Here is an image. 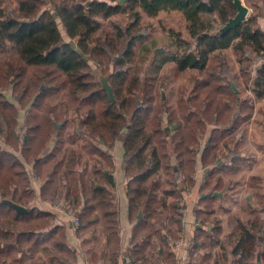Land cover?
<instances>
[{"label": "trees", "instance_id": "trees-1", "mask_svg": "<svg viewBox=\"0 0 264 264\" xmlns=\"http://www.w3.org/2000/svg\"><path fill=\"white\" fill-rule=\"evenodd\" d=\"M162 11L181 12L189 38L173 42L168 55L155 49L151 55L148 36L141 33L144 16ZM237 13L234 0H0V264H24L38 255L42 264H78L72 235L104 243L101 264H121L120 211L113 202L118 141L133 224L125 256L142 264L175 263L169 247L158 251L151 244L164 209L180 228L183 222L171 179L182 171L192 180L198 167L205 170L201 201L193 210L205 221L214 213V194L225 187L222 174L244 162L236 138L254 107L250 98L242 100L233 118L240 96L224 72L225 50L235 53L245 83L264 95V28L258 22L264 11L225 30ZM121 14L130 22L103 27L102 21ZM7 41L18 44L16 54L7 53ZM255 57L262 62L253 74L242 66ZM91 63L107 77L113 100ZM169 64L179 73L194 71L195 85L190 98L181 94L172 105L165 100L164 124L160 90ZM170 150L176 168L169 164ZM34 177L43 182L38 199ZM55 198L79 218L77 231L54 207ZM252 213L254 221L243 226L232 249L233 260L225 255L217 264H254L252 243L264 219ZM216 227L214 234L199 231L200 246L219 236L222 228ZM100 253H91L94 264Z\"/></svg>", "mask_w": 264, "mask_h": 264}, {"label": "rangeland", "instance_id": "rangeland-1", "mask_svg": "<svg viewBox=\"0 0 264 264\" xmlns=\"http://www.w3.org/2000/svg\"><path fill=\"white\" fill-rule=\"evenodd\" d=\"M240 1L243 5L249 8V14L246 18L250 17L252 13H259L260 10L264 11V0ZM121 2L125 4L126 0H121ZM8 4L11 5L10 2H8ZM128 22L130 21L127 18V15L121 14L113 17L111 20L102 21V24L103 27H112L114 23L123 25ZM258 22L261 27H264V24L261 22V18ZM141 33L148 36V46L151 50V55L154 49L160 53L164 52L165 55H168L169 52L173 50V42L176 43L179 39L187 40L189 38L185 16L178 11H162L155 18H148L144 16L143 30ZM6 44L8 54H16L18 52V44L8 41ZM142 46L143 45L140 44L139 49ZM222 54V61L224 60V63L226 64L224 72L227 71V79L235 92H237L240 96L238 98V106H236L237 109L233 114V118L235 119L237 117L239 104L244 99L250 98V104L254 107V113L251 120L243 126L241 133L236 138V141L240 142L239 153L242 157H244L242 166L236 171H228L226 174H222L224 178L222 181L225 187L222 191H218L221 192L219 197L216 195L217 201H214L213 203L214 213L205 221L202 217L195 221V223L201 227L200 231H204L205 233L208 232L209 234H212L213 232L214 234L217 228L216 226H220L222 228V232L219 236L213 238V242L205 240L206 238L203 237L207 246H200L199 241H195V239H193L190 244L193 245L194 249H192L193 251H189V257L191 260L189 264H217V261L220 263L222 262L221 258L225 255L229 256V260H233L231 252L239 242L241 235L245 232L243 226H250V224L254 221L255 214H253L252 211L258 212L264 219V198L263 200H260L257 197L258 194L264 196V95L256 94L253 91L254 87L252 85H247L243 78L240 77V66L232 49H227ZM261 62L262 58L260 57L251 58L250 62L246 61L243 63L242 67L253 70V74H255L254 71L261 64ZM91 64L94 71L97 72V79L100 84L107 87L108 90L111 89L107 77L104 75L102 76L99 73V64ZM194 74V71H185L183 73L176 72L174 71L173 64L166 66L164 71L165 86L160 90V94L164 98V112H166L168 107L166 104L167 98L170 105H172L173 101H176L181 94H183L186 98H190L195 85ZM232 75L236 78L232 77ZM228 87L229 86L224 88H227L228 90ZM4 93L10 100H13L11 90H6ZM203 96L204 95H201L199 98L202 99ZM20 112L23 116L24 111L21 110ZM163 123L167 124V115L163 116ZM225 153H227V151H225ZM225 153H221L220 157H224ZM169 157L170 166L176 168L179 163L171 150ZM162 177H165V174H163ZM204 177L205 170L198 167V171L190 176L192 180H190L188 175L182 171H177L175 178L171 179H174V181L177 182L176 185L178 188H176L179 190V192L177 191V211L178 214H180V219L182 221H184L187 210H190L191 208L195 210L196 207H199V202L201 201L200 186L202 184H200V182L203 181ZM252 178H259V183L255 185L257 181L254 182ZM164 180L165 178H162L161 182L170 186L171 189L174 188V186ZM33 186L38 199L40 198L37 191L39 188L34 183ZM37 199L35 198L33 200L31 206L37 204ZM190 199L193 200V203L192 201L190 202ZM57 200L58 199L54 202ZM188 202L190 203L187 207ZM69 209L71 208L69 207ZM170 215L171 214L168 209H164L162 211L161 218L155 222V229H157L154 231V234L156 236H160V234H163V236L166 235L165 242H170H167V245L171 249V244L176 242L179 238L183 239L185 245L187 244V241L184 238V233L181 232V228L176 223L177 217ZM211 226L214 227V231ZM209 227L211 228L208 230ZM100 236L101 234L99 233L98 237L100 238ZM87 241L79 243L78 250L81 255L92 261L91 253H98L99 248H102V246L98 243L96 238H89V244H87ZM252 245L253 252H255V259L253 263L264 264V230L258 233V236L254 239ZM189 248V250H191V247ZM43 261H45V259L38 255L24 264H42ZM138 263L142 264L141 262Z\"/></svg>", "mask_w": 264, "mask_h": 264}, {"label": "crops", "instance_id": "crops-1", "mask_svg": "<svg viewBox=\"0 0 264 264\" xmlns=\"http://www.w3.org/2000/svg\"><path fill=\"white\" fill-rule=\"evenodd\" d=\"M261 22L264 24V18H261ZM164 115H166V112L164 113ZM122 149H123L122 144L120 141H118L117 142V148H116V151L114 153L115 167H116L115 177H116L117 187L114 189V201L113 202L117 206H119V211H120V238H121V248H122V255H123V258L121 260V264H125V258H126L125 255H126L127 250L129 248L133 224H131L129 219H128V199L126 197L127 180L124 178V174H123V171L121 168V166H122V155H123ZM238 153H239V149H238ZM201 183H202V181L200 182V184ZM220 193L221 192H216L214 195H217L219 197ZM39 197H40V194H39ZM191 201L193 203V200L190 199V202ZM190 202L187 203V207L189 206ZM193 210L194 209L191 208L190 210L186 211V216L184 217V221L181 225V232L184 233V238L187 241L186 242L187 244L185 245L183 242V247H181L179 250H176L174 247L175 242H173V244H171V249L169 248L170 253H173L175 255V263L174 264H189V262L191 261L190 257H189L190 256L189 251H193L192 249H194V247H193V245L190 244V242L193 239H195V241H196L197 236L200 234L199 231L201 228L200 226H198L197 223H195V221H197L198 218L195 216ZM211 227H209L208 230ZM156 229H155V231H156ZM89 238H90L89 235H86L82 238L73 237V235H72V236H70V241L71 242L73 241L72 243H74L78 248L79 243H81V242L83 243L84 241L89 240ZM165 238H166V235L163 236V234H160V236L159 235L156 236L154 234L153 241L151 244L155 243L159 249H161L162 246H164L163 248H167L168 247L167 242H169V241L165 242ZM91 239H94V238L92 237ZM189 247H192L191 250H189L190 249ZM105 249L106 248H105L104 243H103L101 249H99V250L96 249V250H98V252H101L100 256L98 258L99 262L97 264H101V261L103 260L102 253ZM137 262H140V261H137ZM259 262H260V260H259ZM78 264H94V263L89 258L81 255L79 252Z\"/></svg>", "mask_w": 264, "mask_h": 264}, {"label": "built area", "instance_id": "built-area-1", "mask_svg": "<svg viewBox=\"0 0 264 264\" xmlns=\"http://www.w3.org/2000/svg\"><path fill=\"white\" fill-rule=\"evenodd\" d=\"M194 178V177H193ZM33 183L38 186V195L40 194V187L42 186V183L39 178H33ZM37 189V188H36ZM54 207L57 209V211L61 212L62 215L66 219H68L71 222L73 231H77L81 225V222L79 218L76 216V214L73 212V210L69 209L68 205L64 200H57L53 203ZM174 247L176 250H179L181 247H183V239L179 238L175 244ZM125 264H139L138 262H133L129 257L125 258Z\"/></svg>", "mask_w": 264, "mask_h": 264}, {"label": "water", "instance_id": "water-1", "mask_svg": "<svg viewBox=\"0 0 264 264\" xmlns=\"http://www.w3.org/2000/svg\"><path fill=\"white\" fill-rule=\"evenodd\" d=\"M236 6H237V9H238V13L237 15L235 16V18H233L229 23L228 25L225 27V30L226 29H229L231 27H234V26H237L239 25L243 20L246 19L247 15L249 14V8L246 7L245 5H243L241 3L240 0H234ZM123 3V2H122ZM107 89V87H105ZM108 90V89H107ZM109 91V94H110V97L111 99L113 100V95H112V91L111 89L108 90ZM12 206H14L18 211L20 212H25L27 211L26 208L22 207V206H19V205H16L12 202H9Z\"/></svg>", "mask_w": 264, "mask_h": 264}]
</instances>
